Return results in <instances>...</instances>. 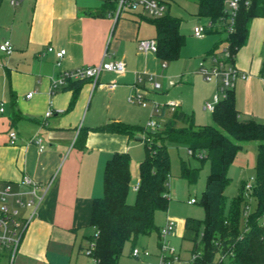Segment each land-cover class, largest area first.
I'll return each mask as SVG.
<instances>
[{
	"label": "crops",
	"instance_id": "crops-1",
	"mask_svg": "<svg viewBox=\"0 0 264 264\" xmlns=\"http://www.w3.org/2000/svg\"><path fill=\"white\" fill-rule=\"evenodd\" d=\"M145 18L126 12L114 23L104 3L99 7L95 0H19L17 5L0 0V45L9 41L13 46L10 54L0 50V108L4 109L0 111V183H11L17 189L27 175L45 185L55 175L45 201L25 230L17 264L84 263V242H90L94 234L92 203L103 195L105 164L115 152L130 155L144 139L143 133L129 137L93 128L111 122L132 125L138 108L129 99L141 94L147 100L150 91L163 89L147 81L151 75L156 79L160 60L155 53L138 48L140 40L155 37H145L141 25ZM49 47L54 51L49 52ZM61 50L66 54L58 60L55 52ZM263 50L264 18H255L246 45L234 57L236 67L248 76L234 90L239 118L247 97L252 109L248 115L258 122L264 121ZM109 61H123L125 74L103 72L95 87L85 82L72 106V90L52 91V81L63 72ZM137 74L143 82L137 83ZM197 75L202 77L199 71ZM112 82L118 84L113 90L98 86ZM30 92L33 96L27 98ZM176 105L175 110L182 111ZM47 111L52 114L46 116ZM173 112L166 107L159 117L167 120ZM84 129L88 132L80 143L78 134ZM11 131L17 133L15 144L10 143ZM35 139H41L43 151L33 143ZM145 155L137 158V174ZM22 214L27 216L29 210ZM184 224L185 219L183 235ZM190 260L183 261L189 264Z\"/></svg>",
	"mask_w": 264,
	"mask_h": 264
},
{
	"label": "trees",
	"instance_id": "trees-1",
	"mask_svg": "<svg viewBox=\"0 0 264 264\" xmlns=\"http://www.w3.org/2000/svg\"><path fill=\"white\" fill-rule=\"evenodd\" d=\"M195 1L199 5V15L211 22H220L225 16L226 0ZM168 5L170 7V2ZM104 7L111 11L115 4L104 3ZM255 18H264V0H242L235 31L228 36L232 55L235 56L246 45L251 22ZM150 22L155 28L156 57L163 62L176 60L185 43V37L179 30L180 18L171 15L168 9L164 16ZM221 31L217 27L208 33ZM88 81H68L64 89L73 91L71 106L76 102L81 86ZM212 119L211 125L197 126L192 116L175 110L162 130L141 132L147 134L150 142L143 139L146 155L138 164V185L133 203L127 199L131 189L129 153L115 152L107 160L103 195L93 200L91 208L90 226L94 228V234L89 237L90 243L86 247L91 250L90 257L96 261L95 264H122L120 257L127 244L131 246L132 255L141 236L158 231L155 215L158 211H166L170 200L171 160L165 140L186 142L194 153L205 151L206 157L202 160L209 163L201 200L205 216L203 219L185 218L183 238L193 244L189 264H264V121L240 120L234 89L228 90L225 97L215 104ZM139 128L123 122H111L93 130L132 137ZM87 132L80 130L78 142L84 141ZM250 142H257L255 177L250 191L255 198V208L241 225V217L249 208V199L241 193L228 204L225 190L230 184L228 173L238 151ZM180 176L187 183L194 184L198 180L199 169L181 160Z\"/></svg>",
	"mask_w": 264,
	"mask_h": 264
},
{
	"label": "rangeland",
	"instance_id": "rangeland-1",
	"mask_svg": "<svg viewBox=\"0 0 264 264\" xmlns=\"http://www.w3.org/2000/svg\"><path fill=\"white\" fill-rule=\"evenodd\" d=\"M95 1L97 6H102V1ZM169 8L171 15L181 20L179 30L185 37V43L180 50L179 57L176 60L167 61L165 68L161 67L163 61L160 60V68L156 74L158 78L156 77L155 80L162 85L163 89L150 91L149 96H146V103L143 105L129 102L130 105H136L138 108L134 114V122L131 124L140 127L138 131L140 134H142L141 132L146 133L147 131L154 130L146 127L149 120L157 122V126L155 127L157 130H162L164 127L166 120L159 116L152 117L151 108L153 103H158L167 108L172 103L181 105L182 111L193 117L195 125H211L213 124L212 112L206 111L204 105L206 101L212 102L215 94L220 95L216 81L207 82L201 76H198L197 73L203 57H209L212 52L219 53L227 45L228 34L224 31L209 32L201 39L193 35V29L196 25H206L209 22L207 17L199 15V5L195 0H170ZM145 17V19L141 20V25L146 34L145 37H154V28L150 23V20L154 18L147 15ZM208 65L209 61L206 62V66ZM169 82L173 84L171 87L168 85ZM262 88L264 91V85ZM250 110H252L251 105L248 98L245 97L244 114L241 115L240 119L253 120V117L248 115ZM143 138L150 142L147 134H144ZM136 144L137 147L133 148L130 154L131 189L127 198L129 203H133L136 199V191L134 189L138 185L136 161L141 154L146 152L145 141L137 142ZM164 144L167 147L171 160V173L168 182V196L170 200L166 211H158L156 213L155 222L158 227H163L167 217L175 221L174 230L166 239V242L169 248H172L175 254L182 260H188L191 257L193 244L188 239L183 238L181 224H183V219L187 217L203 219L205 216L201 200L209 174V163L198 156L189 155V146L186 142L165 140ZM256 155L257 142L245 144L238 151L228 173L231 179L229 186L225 190L228 204H230L232 199L240 196L241 193H244L247 199H249V208L247 213L241 217V225L244 224L248 214L255 208V198L251 192L243 191V185L252 183L251 179L255 177ZM181 160L187 162L190 167L199 169V177L194 184H189L181 178ZM190 199H195L196 203L189 204L188 200ZM89 243L85 240L84 246H89ZM160 244L161 239L159 238L158 231L153 232L149 236H141L136 246L138 248L145 247L150 256L141 258V260L130 257L131 246L127 244L120 257V262L122 264H157L159 262ZM83 257V264H94L93 259L86 254V251H84Z\"/></svg>",
	"mask_w": 264,
	"mask_h": 264
},
{
	"label": "built area",
	"instance_id": "built-area-1",
	"mask_svg": "<svg viewBox=\"0 0 264 264\" xmlns=\"http://www.w3.org/2000/svg\"><path fill=\"white\" fill-rule=\"evenodd\" d=\"M103 3H114L115 8L111 11H107V17L112 19L113 22H117L119 18L126 12H132L138 15H147L151 18H160L166 14L169 9L168 2L170 0H100ZM19 0H11L12 5H17ZM242 0H226L225 1V16L220 19V22L213 23L209 20L206 25H196L193 29V35L196 38H204L205 34L210 29L220 28L228 34H232L235 31L236 16L240 9ZM248 2H246L247 4ZM138 48L142 52L157 51V43L155 39H142L138 43ZM0 50L6 54L13 52V46L9 41H5L0 45ZM49 52H53L52 47L48 48ZM66 54L65 50L55 52L58 60H61ZM229 49V43L221 49L219 53H213L207 58L209 59V65L206 66V60L200 63L199 73L207 81H216L218 93L213 98L212 102H207L204 109L212 112L214 106L220 99L225 97L228 90L234 89L236 83L239 80L247 78V74L240 71L232 59H234ZM166 65L163 63V67ZM103 72L114 73L118 76L124 75L126 72V65L123 61H109L101 62L94 66H85L65 71L52 81V91L61 89L68 84L70 80L87 79L92 84L97 86L100 76ZM137 83L144 81L143 77L139 74L136 76ZM147 81L150 82L155 89H160L161 85L157 82L154 76H149ZM170 85H173L169 82ZM101 88L113 90L118 86L116 82L108 84H99ZM33 96V92L28 93L27 98ZM132 102H136L140 105L146 103V100L141 94H136L133 98L129 99ZM166 106L158 103L152 105V117L161 115ZM175 111L176 104H170L168 107ZM3 107L0 111L3 112ZM52 111H47L46 116H50ZM157 122L149 120L146 127L155 129ZM10 143L15 144L17 140V133L11 131L9 133ZM39 148V151L44 150L41 139H35L33 142ZM188 154L192 156H198L200 159L206 157L205 151H198L194 153L193 150L188 149ZM55 179V175L50 181L43 185L33 178L25 175L18 182V188L14 189L11 183H0V264H17L16 258L19 253V249L23 240L25 230L31 220L35 218L37 212L49 192V189ZM252 183H247L245 188L248 192L252 189ZM137 187H135L136 190ZM189 204L196 203L195 199L188 200ZM23 210H29V214L23 215ZM175 221L168 219L167 222L159 230V238L161 239L159 262L157 264H186L178 255L175 254L172 248L166 242V239L172 234L174 230ZM86 254L90 257L91 250L86 249ZM132 256L136 259L142 257H149L150 253L143 248L137 246L132 250ZM94 264L96 261L93 259Z\"/></svg>",
	"mask_w": 264,
	"mask_h": 264
}]
</instances>
